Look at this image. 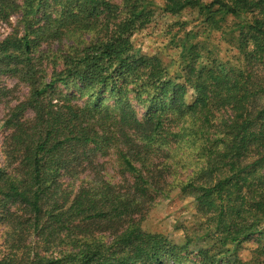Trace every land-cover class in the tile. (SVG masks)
<instances>
[{
    "label": "trees",
    "instance_id": "obj_1",
    "mask_svg": "<svg viewBox=\"0 0 264 264\" xmlns=\"http://www.w3.org/2000/svg\"><path fill=\"white\" fill-rule=\"evenodd\" d=\"M157 8L199 21L178 41L173 77L172 64L133 46ZM16 15L19 26L0 41V73L28 93L1 125L0 209L11 210L0 264L176 261L189 242L142 228L171 188L206 219L204 238L224 248L199 251L210 264L262 233L264 0H0V22ZM211 32L234 51L230 60L200 40ZM62 39L54 58L36 51ZM156 144L178 152L170 165L156 163ZM110 150L123 181L104 177L94 161Z\"/></svg>",
    "mask_w": 264,
    "mask_h": 264
},
{
    "label": "rangeland",
    "instance_id": "obj_2",
    "mask_svg": "<svg viewBox=\"0 0 264 264\" xmlns=\"http://www.w3.org/2000/svg\"><path fill=\"white\" fill-rule=\"evenodd\" d=\"M45 10V9H44ZM56 7L53 5L47 6L48 13H55ZM18 15L12 16L7 22H0V41L10 35L17 29ZM185 22L186 26L180 27V23ZM199 21L193 13L186 12L182 16H170L162 13L160 9L155 10V16L151 24L147 25L144 29L134 34L132 41L138 56H157L163 62L172 64L169 76L173 77L178 73L179 68L177 62L179 51L178 41L183 35L193 29L194 25ZM180 29V30H179ZM84 36L87 37V34ZM76 38H72L74 41ZM205 39L206 47L214 51V55L218 56L221 61L230 60L234 51L230 49L224 42L219 39V35L211 32L208 36L200 35V40ZM76 39L75 41H78ZM65 39L60 42H52L49 44L42 43L36 48L45 53L47 56H56L57 51L61 50L66 44ZM52 58V59H53ZM173 62V63H171ZM44 63L47 73H50L52 65ZM4 88L8 92L0 96V142L4 135V130L1 125L5 114L9 107L16 104L17 101L23 100L28 93L26 85L18 82L17 79L7 74L0 73V90ZM191 96L189 91L187 98ZM82 103L83 101H79ZM31 116V113H28ZM161 144H156V146ZM163 145L158 152L156 163L170 165L172 161L169 155H178L177 153L171 154V146L165 147ZM154 152V153H156ZM95 163L104 164L102 175L107 179H112L114 182L123 181L120 173L118 161L115 159L113 150L108 152H97L94 156ZM6 165L5 158L0 148V166ZM180 166L182 164L180 163ZM172 171V170H171ZM180 173V169L178 170ZM84 175L81 177V179ZM171 178L169 177L168 180ZM10 209L8 206L0 209V253L6 251L5 245V227L2 221L5 217L6 211ZM11 210V209H10ZM13 211V208H12ZM205 218H199L196 214L195 207L190 197L181 195L178 191L170 189L168 197L160 195L154 203L147 209L142 228L154 234L165 235L172 243L179 246H184L187 242L188 247L177 254V260H171L168 257L164 258L165 263L168 264H210V259L204 257V254L199 253L200 250L207 251V255L213 256L218 252H223L224 248L219 250L218 246H213L211 239L204 238L206 236L207 224ZM94 233L97 236L107 237L108 233L103 232L102 228L95 226ZM208 232V231H207ZM189 238V239H188ZM190 240V241H189ZM213 258V264H264V227L262 233L256 234L243 241L237 249L230 253H223L220 256Z\"/></svg>",
    "mask_w": 264,
    "mask_h": 264
}]
</instances>
